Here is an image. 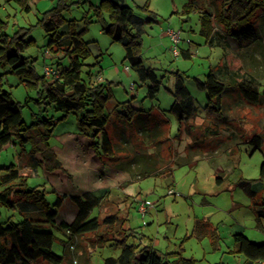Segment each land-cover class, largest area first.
Returning a JSON list of instances; mask_svg holds the SVG:
<instances>
[{
	"label": "rangeland",
	"instance_id": "rangeland-1",
	"mask_svg": "<svg viewBox=\"0 0 264 264\" xmlns=\"http://www.w3.org/2000/svg\"><path fill=\"white\" fill-rule=\"evenodd\" d=\"M58 1L29 0L30 8L25 11L14 0H0V19L5 22L3 32L13 35L19 30L27 34L26 38L35 40L23 54L32 61L39 76L43 75L44 65L54 69L68 65L67 57L61 58L60 53L53 54L47 49L48 36L38 23L41 13ZM64 1L69 4L63 11L64 19L74 20L77 31L87 27L82 39L88 42L91 54L84 60L82 77L107 85L105 131L110 136L114 156L108 159L94 154L89 144L91 132L82 129L77 121L80 111L66 113L59 109L40 96L39 86L30 79L11 73L9 65L0 64V85L21 105L24 123L30 125L42 118L53 122L49 144L72 175L68 180L59 170L46 171L38 162V154L29 153V144H9L0 149V188L4 185L1 176L13 165L26 176L29 187L37 186L45 192L49 203L55 201L57 194H65L57 222H70L76 213L69 194L87 190L95 194L107 192L101 205L91 211V216H98L101 222L99 230L75 237L62 264H102L106 257H116L120 244L112 239L118 236L117 229L122 226L126 230L119 239L140 248L152 245L161 254L175 253L193 259L194 264H243L244 256L235 252L233 234L240 230L249 239L264 242V220L257 224L253 210L255 202L264 201V181L257 180L264 160V98L258 104L247 102L229 80L221 111H213L207 108L206 91L198 87L195 78L204 80L210 69L227 63L229 70L215 71L219 78L226 82L230 70L235 71L261 91L264 88L262 15L258 12L253 22L256 30L253 40L238 43L215 35L209 43L201 32L197 10H184L191 0H117L130 6L141 18L148 15L141 8L148 2V10L155 16V21L132 29L140 35L143 65L154 70L160 83L155 97L150 99L146 93L151 82L139 80L125 59L123 44L113 41L103 31L107 16L104 14L101 20L95 17L92 8L100 0ZM193 2L213 11L211 0ZM88 16H92V21L86 23ZM168 29L180 31L177 50H188L189 58L173 54L174 44L166 33ZM60 30L67 31L66 23ZM176 75L182 77L198 108L182 124L169 112ZM123 103L138 109L141 117L149 121L146 127L150 130L158 122L162 134L149 136L136 124L119 119ZM253 135H260L261 148L248 142ZM99 138L100 134L95 140ZM137 153L156 157L160 167L173 168L172 174L139 179L135 171L129 174L115 166ZM240 178L254 179L250 187L258 196L247 195L237 185ZM141 201L150 203L143 214L138 210ZM109 214L116 215V220L103 223L102 219ZM7 218L17 221L20 216L0 205V221ZM52 231L62 237L61 231ZM61 250L56 241L53 251L60 255ZM35 264L48 263L38 260Z\"/></svg>",
	"mask_w": 264,
	"mask_h": 264
},
{
	"label": "trees",
	"instance_id": "trees-1",
	"mask_svg": "<svg viewBox=\"0 0 264 264\" xmlns=\"http://www.w3.org/2000/svg\"><path fill=\"white\" fill-rule=\"evenodd\" d=\"M23 10H29V0H14ZM213 11L204 6H195L193 0L184 5L185 11L197 10L200 14L201 32L207 42L211 43L215 35L229 37L238 43L248 42L255 38L256 30L254 20L258 12L264 18V0H211ZM69 8L64 0H59L55 6L41 13L38 23L43 27L48 36L47 49L53 54L60 53L68 58V65L62 69L57 68V75L48 78L45 75H37L34 72L32 61L23 52L35 43L24 32L16 31L13 35L3 32L5 22L0 19V64L9 65L10 72L21 78L30 79L31 83L39 86V94L48 102L54 104L66 113L80 111L77 119L79 126L91 132L90 147L99 157L112 159L114 149L110 136L105 131L107 116L104 113L108 95L105 93L107 85L103 82L87 81L82 77L84 60L91 54L88 42L82 39L87 27L75 30L74 20H65L63 11ZM142 9L148 11L145 18L135 15L133 9L117 0H100L93 5L92 11L98 20L108 18L103 25V31L110 35L113 41L121 42L125 49V59L129 67L133 69L139 80L150 81L147 87L146 97L153 99L159 90V81L152 68H146L139 54L141 45L140 35L133 32L145 22L155 21V16L148 10V2ZM92 17V16H91ZM91 17H86L85 22H91ZM67 25V31H61L63 24ZM185 58L190 57L189 51H181ZM228 69L226 64L225 66ZM234 72V71H233ZM88 75L90 73L88 72ZM237 81V89L240 96L251 104H258L264 98V88L259 91L255 86L245 82L238 73L234 75ZM199 88L206 91L207 108L220 112L221 97L226 90V84L216 75L214 69H210L204 80L195 78ZM173 101L169 112L179 124L185 123L197 111L195 100L186 88L181 76L176 75L174 88L171 92ZM119 119L127 123L136 124L142 133L149 136L162 134L160 125L155 123L151 130L146 127L148 120L140 115L138 109L123 103ZM53 122L49 118L38 119L30 125H26L21 115V105L13 100L10 93L0 85V149L6 145L29 144V153L38 154V162L46 171L59 170L68 180L72 175L58 159L54 149L49 144ZM100 134L99 140L95 138ZM248 142L255 148H261L260 135H253ZM115 166L129 174L137 175L139 179L146 177H164L172 174L173 168L160 167L154 156L137 153L126 162L115 163ZM8 172L1 176L4 184L0 188V205L16 211L20 219L12 221L7 218L0 221V264H35L42 260L48 264H62L68 257V250L72 246L75 237L97 232L101 222L98 216H91V211L99 207L107 197V192L95 194L93 191L69 194L70 200L77 210L70 222L61 220L57 222L58 210L62 206L65 194H57L53 203L46 199L45 192L37 186L29 187L25 175L8 166ZM264 181V160L259 166L258 179ZM254 179L240 178L237 185L242 187L247 195L254 197L251 185ZM219 182V181H218ZM127 199V197H126ZM264 201L253 204L257 224L264 220ZM116 215H106L103 223H113ZM126 217L124 222L126 221ZM52 229L61 231L62 237H58ZM125 227L117 229V235L112 240L120 244V252L116 257H106L102 264H194L191 258H183L175 253L161 254L152 245L138 247L119 239L125 232ZM130 230V229H129ZM235 252L244 256L243 264H256L264 261V243L250 240L242 232H236L232 236ZM61 245V254L53 251L55 242Z\"/></svg>",
	"mask_w": 264,
	"mask_h": 264
},
{
	"label": "built area",
	"instance_id": "built-area-1",
	"mask_svg": "<svg viewBox=\"0 0 264 264\" xmlns=\"http://www.w3.org/2000/svg\"><path fill=\"white\" fill-rule=\"evenodd\" d=\"M167 35L170 37L172 43L174 44L173 46V54L179 55L180 52H178L177 50V45L180 43V31H174L172 29H168L167 30ZM47 53V52H46ZM128 66H125V69L128 70ZM43 74L45 75V77L47 78H53L57 75L56 69L48 66V65H44L43 66ZM169 192H172L171 190H169ZM150 203L145 202V201H141L138 205V210L143 214L146 211L147 205H149Z\"/></svg>",
	"mask_w": 264,
	"mask_h": 264
},
{
	"label": "crops",
	"instance_id": "crops-1",
	"mask_svg": "<svg viewBox=\"0 0 264 264\" xmlns=\"http://www.w3.org/2000/svg\"><path fill=\"white\" fill-rule=\"evenodd\" d=\"M189 53H190V52H189ZM190 56H191V54H190ZM226 64H227V63H223L222 65H219V66L216 65L214 71L218 70V68H220L221 70H222L223 68L227 69V68L225 67ZM227 66H228V65H227ZM213 68H214V67H213ZM227 70H229V68H228ZM219 71H220V70H219ZM230 72H231V74H230L229 77L226 78V82H224V81L222 80L221 77H220V78H221V80L226 84V88H227V85L230 84V83H229V80H230V81L236 86V89H237V81H236L235 78H234V75H235L236 72H235V71L233 72V71H231V70H230ZM221 73H222V72H221ZM216 75H217V74H216ZM226 88H225V89H226ZM257 89H258V88H257ZM262 89H263V88H262ZM258 90H259V89H258ZM225 91H226V90H225ZM225 91H224V92H225ZM237 91H238V89H237ZM238 93H239V92H238ZM223 97H224V93L222 94V97H221V101H222V102H223ZM221 109H222V104H221ZM221 109H220V111H221ZM197 110H198V109H197ZM195 113H196V112H195ZM256 195L258 196V192H257V191H254V197H256ZM254 197H253V198H254ZM236 232H242V231L239 230V231H236ZM236 232H235V233H236ZM242 233H243V232H242ZM243 234H244V233H243ZM245 236H246V235H245ZM250 240H252V239H250ZM252 241H254V240H252ZM254 242H256V241H254ZM257 243H264V242L261 241V242H257ZM257 263H258V264H264V261H259V262H257ZM257 263H256V264H257Z\"/></svg>",
	"mask_w": 264,
	"mask_h": 264
}]
</instances>
